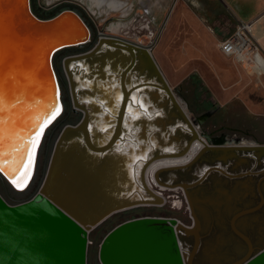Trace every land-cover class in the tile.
<instances>
[{
	"label": "water",
	"instance_id": "water-1",
	"mask_svg": "<svg viewBox=\"0 0 264 264\" xmlns=\"http://www.w3.org/2000/svg\"><path fill=\"white\" fill-rule=\"evenodd\" d=\"M34 7L42 19L31 0H0V120L27 140L61 111L29 188L0 172V264H264V144L201 132L212 115L190 116L149 47L95 44L73 3ZM162 194L174 209L132 210L163 207ZM125 211L109 229L136 219L104 237Z\"/></svg>",
	"mask_w": 264,
	"mask_h": 264
},
{
	"label": "crops",
	"instance_id": "crops-1",
	"mask_svg": "<svg viewBox=\"0 0 264 264\" xmlns=\"http://www.w3.org/2000/svg\"><path fill=\"white\" fill-rule=\"evenodd\" d=\"M40 1L44 5L54 3L55 6L68 2L79 7L85 6L95 17L97 24L105 21L103 17L110 15L116 22L110 32L106 30L108 36L126 39L151 50L156 48V43L148 36L150 33H159L156 42L157 46L161 47L173 32L176 46L185 50V56L196 58L184 66L183 72L190 73V77L197 76L209 89L213 88L207 81L208 78L215 79L224 68V71H228L220 57L223 55L215 51L214 43L230 38L241 23L254 24L253 35L259 42L264 56V0ZM136 5L138 13L135 16ZM94 9L101 12L96 14ZM132 16L133 19L128 21ZM131 33L135 34L133 38L127 36ZM245 106L248 110L253 109L248 103H245Z\"/></svg>",
	"mask_w": 264,
	"mask_h": 264
},
{
	"label": "rangeland",
	"instance_id": "rangeland-1",
	"mask_svg": "<svg viewBox=\"0 0 264 264\" xmlns=\"http://www.w3.org/2000/svg\"><path fill=\"white\" fill-rule=\"evenodd\" d=\"M49 2H53V1H49ZM37 4L41 9L46 11H49L54 7H56L54 6V3H50L49 5H44L41 3L40 0H37ZM81 8L86 12L87 16L91 19V21L93 22V24L97 29L98 36H97V40L95 41L96 44L102 35L105 36L108 34L106 31L107 29L108 32H110L109 30H111L114 22H116V19H113V17L110 15L105 16L103 17L105 21H102L101 24H97L95 17L92 16L89 10L85 6L84 7L81 6ZM94 10L97 12L96 14L101 12L96 9ZM137 13H138V6L136 5L134 15ZM131 19H133V16L128 18V21ZM129 35L131 36V38H133L135 34L132 33L127 34V36ZM148 36L151 38V40L155 41L156 43V48L152 50L156 62L158 63L168 83L179 97L181 103L189 111L190 116H193V118L198 119L206 114L212 115L211 118L201 127L200 129L201 132H204L206 134H213L214 137L226 135V137L222 136L217 140L219 143L222 144H232L231 142H233L234 140H236V142H241V143L248 141V142H254L256 144H264V74L259 75L252 69L249 68L246 69L239 64L235 65L231 60L224 58V56L220 55L221 60L224 63V66L227 67L228 71H224L225 69L224 68L221 70L222 73L218 74V76L217 75L215 76V79L212 80V78L211 79L208 78L207 81H209L213 89H209L204 81H201V83H194L190 80L185 82V80L190 77V73L185 74L183 72V68L186 64H189L193 60H196V58L185 56L184 55L185 50L176 46L175 34L173 32L169 37L168 41L161 47L159 45L157 46V42H156L159 33L158 34L150 33V35ZM90 42H92V40ZM76 48L81 49L79 47ZM82 48H85V46ZM71 56H75V55L66 56L62 59V66L65 76L66 73L64 70L63 63L66 58ZM245 103H248L250 107L253 106V109L248 110L245 106ZM71 114L80 115V113L75 114L73 112V104H72ZM16 192H20V191H16ZM21 192H25V191H21ZM38 192L39 190L36 192V194ZM163 196L166 198L167 201L163 207H140L132 210L144 209V208H156V209H165V210L174 209L177 205L175 198L170 197L168 195H163ZM128 211L115 214L114 216L109 218L108 221L111 220L113 217H116ZM188 216L189 218H191L190 212L188 213ZM133 219L136 218L124 220L118 223L117 225L113 226L112 228L114 229L118 225ZM99 228L91 232L90 234L91 242H94L96 232ZM103 238L101 239L99 244H101ZM91 246H90V250H91ZM89 257H90V253H89Z\"/></svg>",
	"mask_w": 264,
	"mask_h": 264
},
{
	"label": "snow or ice",
	"instance_id": "snow-or-ice-1",
	"mask_svg": "<svg viewBox=\"0 0 264 264\" xmlns=\"http://www.w3.org/2000/svg\"><path fill=\"white\" fill-rule=\"evenodd\" d=\"M60 111L61 108L59 104H56L50 117L44 119L43 123L33 125L36 127V130L32 132L30 138L27 140H25L23 136H20L19 133L9 132L7 140L10 141V143L5 145L3 143L5 140V129L0 128V172H3L5 175H9L11 183L17 188L22 189L26 185L27 179L23 182H18L19 176L12 178L11 174L16 172L17 166L23 161L21 174H24L26 171L27 176H31L32 164L35 159L36 149L40 143V138L43 136L44 130L48 127L52 120L55 119ZM29 131L31 132L32 129L30 128ZM26 144L28 147H26ZM25 154L27 156L26 160H24Z\"/></svg>",
	"mask_w": 264,
	"mask_h": 264
},
{
	"label": "built area",
	"instance_id": "built-area-1",
	"mask_svg": "<svg viewBox=\"0 0 264 264\" xmlns=\"http://www.w3.org/2000/svg\"><path fill=\"white\" fill-rule=\"evenodd\" d=\"M253 27V23H241L230 38L216 41L214 49L242 67L252 69L258 74L260 58L264 59V56L259 42L253 35ZM92 244L93 242L89 240L88 257Z\"/></svg>",
	"mask_w": 264,
	"mask_h": 264
},
{
	"label": "bare ground",
	"instance_id": "bare-ground-1",
	"mask_svg": "<svg viewBox=\"0 0 264 264\" xmlns=\"http://www.w3.org/2000/svg\"><path fill=\"white\" fill-rule=\"evenodd\" d=\"M258 74L259 75H262V74H264V59L263 58H260V67H259V69H258ZM52 111H54V108H52L51 110H50V112H52ZM49 112V113H50ZM63 114V113H62ZM61 114V115H62ZM60 115V116H61ZM59 116V117H60ZM57 117V116H56ZM55 117V118H56ZM58 117V118H59ZM57 118V119H58ZM45 119H46V117H45ZM56 119V120H57ZM55 120V121H56ZM53 121V120H52ZM54 121V122H55ZM13 121H7L6 119H3V120H0V128H4L5 129V140L3 141V143L5 144V145H7V144H9L10 143V141H8L7 140V135H8V133L9 132H12V133H18L17 131H16V128H13ZM47 131V130H46ZM46 133V132H45ZM20 136H22L21 134H19ZM45 135V134H44ZM227 140H228V138H227ZM18 142H20V141H18ZM232 144H234V143H238V142H236V140H234L233 142H231ZM42 144V143H41ZM40 147H41V145H39ZM38 146V147H39ZM40 147H39V150H40ZM202 147V146H201ZM200 147V148H201ZM199 148V149H200ZM198 149V150H199ZM197 150V151H198ZM197 151H196V153H197ZM38 153H39V151H38ZM195 153V154H196ZM194 154V155H195ZM193 155V156H194ZM193 156H192V158H193ZM37 160H38V157H37V159H36V165H35V172H36V166H37ZM189 161V160H188ZM162 162V161H161ZM22 163H23V161L17 166V169H16V172L15 173H12L11 175H12V178H15L16 176H19V181L18 182H23L25 179H27V183H26V185L22 188V189H20V190H22V191H26L28 188H29V186L31 185V183H32V181H33V179H34V177H35V174H34V176H33V178H32V173H33V168H34V164H32V170H31V176L30 177H28L27 176V173H26V171L24 172V174H21V171L19 170L20 169V167L22 166ZM158 168H160V167H158ZM157 168V169H158ZM157 169H155V170H157ZM154 170V171H155ZM34 172V173H35ZM7 177H8V179L10 180V178H9V175H6ZM19 189V188H18ZM166 190H169V189H166Z\"/></svg>",
	"mask_w": 264,
	"mask_h": 264
},
{
	"label": "trees",
	"instance_id": "trees-1",
	"mask_svg": "<svg viewBox=\"0 0 264 264\" xmlns=\"http://www.w3.org/2000/svg\"><path fill=\"white\" fill-rule=\"evenodd\" d=\"M40 18V17H39ZM40 19H42V18H40ZM192 81V82H194V83H201V80L197 77V76H192V77H190L189 79H187V80H185V82H187V81ZM108 221V220H107ZM110 228V226H108V224H107V222H105L104 224H103V226H102V228H101V230H107V229H109ZM111 230H113V228L112 229H109V231H107V233L104 235V237L111 231ZM104 239V238H103ZM99 246H100V244H99ZM98 250H99V248H98ZM98 250H97V248H94V250L93 251H91L90 252V254L92 253V255H95L96 257V260H97V256H98Z\"/></svg>",
	"mask_w": 264,
	"mask_h": 264
},
{
	"label": "flooded vegetation",
	"instance_id": "flooded-vegetation-1",
	"mask_svg": "<svg viewBox=\"0 0 264 264\" xmlns=\"http://www.w3.org/2000/svg\"><path fill=\"white\" fill-rule=\"evenodd\" d=\"M60 5L61 4H56L55 6L58 7ZM31 9L34 15H36L39 18V16L37 15V11L35 10V7H34V0H31ZM55 65H57V59L54 60V68H55ZM218 137H222V136H218Z\"/></svg>",
	"mask_w": 264,
	"mask_h": 264
}]
</instances>
